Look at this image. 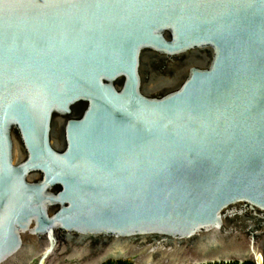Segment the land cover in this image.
Instances as JSON below:
<instances>
[{"label":"water","instance_id":"water-1","mask_svg":"<svg viewBox=\"0 0 264 264\" xmlns=\"http://www.w3.org/2000/svg\"><path fill=\"white\" fill-rule=\"evenodd\" d=\"M264 263V0H0V264Z\"/></svg>","mask_w":264,"mask_h":264},{"label":"flooded vegetation","instance_id":"flooded-vegetation-1","mask_svg":"<svg viewBox=\"0 0 264 264\" xmlns=\"http://www.w3.org/2000/svg\"><path fill=\"white\" fill-rule=\"evenodd\" d=\"M103 264H129V263H126V262H119V261H108V262H105ZM209 264H253L252 262H228V263H209ZM264 264V263H262Z\"/></svg>","mask_w":264,"mask_h":264}]
</instances>
